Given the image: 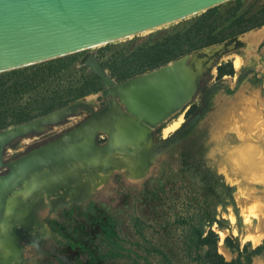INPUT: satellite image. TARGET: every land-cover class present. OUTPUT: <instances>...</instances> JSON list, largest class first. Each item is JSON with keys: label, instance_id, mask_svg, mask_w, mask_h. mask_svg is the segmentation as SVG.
<instances>
[{"label": "rangeland", "instance_id": "374dc122", "mask_svg": "<svg viewBox=\"0 0 264 264\" xmlns=\"http://www.w3.org/2000/svg\"><path fill=\"white\" fill-rule=\"evenodd\" d=\"M263 7L264 0H232L127 40L0 74L5 129L78 101L92 105L4 150L0 264H218L201 243L211 232L225 261L264 264V25L237 34L246 25L232 24L234 15ZM204 17L198 43L210 32L226 40L165 64L182 59L195 83L190 101L139 138L140 124L155 120L131 113L140 123L133 138L114 143L110 131L118 126L112 118L96 121L93 111L112 104L127 117L129 110L120 95L104 96L87 61L99 59L117 83L135 79L161 67H149L153 47L196 29ZM220 68L234 73L220 76ZM91 131V143L70 149Z\"/></svg>", "mask_w": 264, "mask_h": 264}, {"label": "water", "instance_id": "95a60500", "mask_svg": "<svg viewBox=\"0 0 264 264\" xmlns=\"http://www.w3.org/2000/svg\"><path fill=\"white\" fill-rule=\"evenodd\" d=\"M230 1L232 0H0V74L127 40L203 14ZM87 65L102 80L106 89L104 96L108 97L106 91L119 83L110 77L99 59L92 57ZM85 102L78 101L28 122L11 126L0 131V135L11 128L22 127L65 111L76 103L82 108L92 109ZM73 115L75 113L65 117ZM45 124L48 126L53 123ZM25 135H6L3 141L9 140L4 142L2 151Z\"/></svg>", "mask_w": 264, "mask_h": 264}, {"label": "bare ground", "instance_id": "6f19581e", "mask_svg": "<svg viewBox=\"0 0 264 264\" xmlns=\"http://www.w3.org/2000/svg\"><path fill=\"white\" fill-rule=\"evenodd\" d=\"M241 64H242L241 60L237 59L235 61V67L237 69L241 67ZM194 84L195 83L192 81V77L190 73L182 65V63L177 61L172 62L164 67L146 73L135 79H131L126 82L119 83L112 89L106 91V96H109L110 93L112 94L114 93V95L117 94L120 95L122 101L125 103V105L129 110V114H126L127 117L118 113L116 109L113 111L110 110V108H113L114 106L112 104H110L108 107L100 111H94L93 117L94 119H96V121L100 119L106 120L112 118L109 122L115 126H118V128L116 127L117 130L114 131L112 129H111L112 131L108 129V131H110L111 134V139L114 143L116 141H122L133 138L135 132H131L132 131L131 129L132 127L133 128L135 127V124L137 125L140 123H138L139 119L138 120H136L137 118L134 120L132 119V117L134 116L131 113L133 112L137 113L138 117L140 118L145 117L153 121L155 120L153 123H149V124L146 123L147 125L141 126L140 124L141 127L139 126V131L136 134V137L139 138L143 136L145 133H147L149 130H151L152 128L159 125L162 121L166 120L167 117L170 116L173 112L178 111L182 109L184 106H186L193 93ZM85 104L87 106H92L88 101H86ZM81 108L82 107H80V105L76 103L71 108L65 111L53 114L44 119L33 121L30 124L22 127L11 128L5 134H1L0 141L2 142H0V167L2 166L3 163V151H2L3 144L4 142L9 140L7 139L3 141L6 135L8 134L19 135V133H24L26 135H29L32 132H41L47 126L45 122L53 123V124L59 123L67 118L65 117L66 115H69L70 113L76 114L78 111H80ZM115 111L117 113L113 114V112ZM130 115L132 117H130ZM174 125L176 126L177 124ZM175 126L173 127L175 128ZM94 132H96V130ZM92 136H93L92 131L85 132V134H83L81 137L80 136L78 137L79 139L78 142L75 145H72L70 149L76 150L80 146H81L80 148L85 147V145L87 146L88 143H91ZM12 137L14 136H11V138ZM59 147L61 148V146ZM63 147L65 146L63 145ZM65 148H62V151L60 150L58 151L64 152L66 150ZM45 155L48 154L46 153ZM40 157L41 154L34 156L33 159L36 161L39 160ZM43 159H45L44 155H43ZM0 196L2 195L0 194Z\"/></svg>", "mask_w": 264, "mask_h": 264}, {"label": "trees", "instance_id": "16d2710c", "mask_svg": "<svg viewBox=\"0 0 264 264\" xmlns=\"http://www.w3.org/2000/svg\"><path fill=\"white\" fill-rule=\"evenodd\" d=\"M212 10L213 9L209 10L208 12ZM256 16H264V7L260 11L251 15L250 17L239 16L238 14L234 15L233 16L234 20L232 21V24H245L246 25L245 27L240 29L237 34H242L249 30L262 27L264 25V18L258 23H254V24L252 23V22H255L253 20ZM204 19L205 17L199 20L198 22L199 27H196V29L192 27V28H189L184 33L177 32L175 35H172L170 38H167V41L164 43V45H157L156 46L157 48L153 47L152 48L153 52L147 54V57L149 58L150 56L149 59L151 60V63L149 66L150 69L152 70L157 69L160 66H163L166 63L174 59H177L182 55L189 54L194 50H198L203 47L213 45L215 43H221L224 40H226L225 38L216 39L215 37H212V32H210V34H208V37H206L205 42L198 43L202 40V37H199V34H201V31L203 30ZM193 32L197 33V35L192 38L191 33ZM234 39H236V37H234ZM170 42L172 45H170ZM183 46L189 47V49H185L186 47L183 48ZM222 70L223 68L219 69L220 76H223L225 74L232 75L234 73V69H231L229 73H223ZM14 72H17V71H12L8 73H14ZM8 126H9L8 124L2 125L0 128L5 129ZM217 238L218 236L214 232H211L208 237H205L201 240V243L204 245H209L211 249L213 250V252L216 253L215 255L219 258L218 264H233V263H229L225 261L224 258L220 254L217 253V247H216ZM260 251L261 249L257 250L258 253Z\"/></svg>", "mask_w": 264, "mask_h": 264}, {"label": "crops", "instance_id": "0c3cea01", "mask_svg": "<svg viewBox=\"0 0 264 264\" xmlns=\"http://www.w3.org/2000/svg\"><path fill=\"white\" fill-rule=\"evenodd\" d=\"M260 38H261V35H260V34H259V35H256V36L254 37V41H255V42H258Z\"/></svg>", "mask_w": 264, "mask_h": 264}]
</instances>
